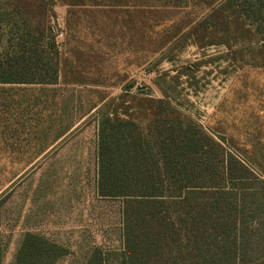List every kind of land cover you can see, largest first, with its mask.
Segmentation results:
<instances>
[{"label":"rangeland","instance_id":"374dc122","mask_svg":"<svg viewBox=\"0 0 264 264\" xmlns=\"http://www.w3.org/2000/svg\"><path fill=\"white\" fill-rule=\"evenodd\" d=\"M215 3L57 0L49 7L50 38L66 67L59 85L0 93V119L17 117L0 123V264H15L26 233L64 248L57 264H90L99 253L118 261L125 203L97 190L100 112L113 100L144 129L148 101H166L264 180V8L233 0L225 32L211 18ZM25 8L41 20L39 5ZM240 16L246 27L237 31L232 20Z\"/></svg>","mask_w":264,"mask_h":264},{"label":"trees","instance_id":"16d2710c","mask_svg":"<svg viewBox=\"0 0 264 264\" xmlns=\"http://www.w3.org/2000/svg\"><path fill=\"white\" fill-rule=\"evenodd\" d=\"M232 1L210 8L225 32ZM255 1L264 8V0ZM56 2L0 0V93L59 85L66 67L50 38ZM238 3L244 8L249 0ZM35 4L40 21L27 15L25 6ZM241 18L232 20L237 31L246 27ZM261 42L264 53V36ZM119 101L102 106L98 133V195L125 203V250L114 264H264V180L166 101H148L145 129ZM11 120L17 117L0 123ZM66 255L26 233L15 264H57ZM90 264L108 263L99 253Z\"/></svg>","mask_w":264,"mask_h":264},{"label":"built area","instance_id":"2783aa9c","mask_svg":"<svg viewBox=\"0 0 264 264\" xmlns=\"http://www.w3.org/2000/svg\"><path fill=\"white\" fill-rule=\"evenodd\" d=\"M64 35L63 33H60L58 36H57V39H63Z\"/></svg>","mask_w":264,"mask_h":264}]
</instances>
